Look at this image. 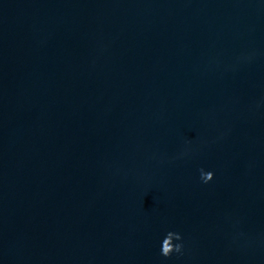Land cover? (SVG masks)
Here are the masks:
<instances>
[{"label": "water", "instance_id": "obj_1", "mask_svg": "<svg viewBox=\"0 0 264 264\" xmlns=\"http://www.w3.org/2000/svg\"><path fill=\"white\" fill-rule=\"evenodd\" d=\"M0 264H264V0H0Z\"/></svg>", "mask_w": 264, "mask_h": 264}, {"label": "clouds", "instance_id": "obj_2", "mask_svg": "<svg viewBox=\"0 0 264 264\" xmlns=\"http://www.w3.org/2000/svg\"><path fill=\"white\" fill-rule=\"evenodd\" d=\"M205 173H209L210 174V178H209V176H206ZM212 176H213V173H212L211 170H207V171H205L203 169L200 170V179L203 182H207L208 180L211 179ZM169 232L175 236L177 242L175 244H172L171 247H165L164 250H161V248H160L161 254L164 255V256L169 255V253L172 252V251H177L178 252L180 250V248H181V244L179 243V239H180L179 234L178 233H173L171 231H169Z\"/></svg>", "mask_w": 264, "mask_h": 264}]
</instances>
